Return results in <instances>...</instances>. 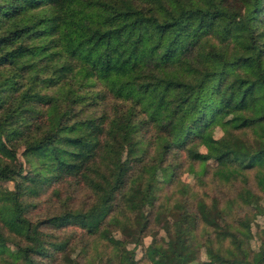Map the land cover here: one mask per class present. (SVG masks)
<instances>
[{
    "label": "trees",
    "instance_id": "1",
    "mask_svg": "<svg viewBox=\"0 0 264 264\" xmlns=\"http://www.w3.org/2000/svg\"><path fill=\"white\" fill-rule=\"evenodd\" d=\"M221 113L215 163L196 177L209 167L238 178L236 200L261 217L253 245L249 219L227 217L232 200L194 201L178 179L142 211L157 169L171 167V184L173 156H189ZM248 170L264 193V0H0V259L39 264L59 249L57 264H136L127 245L148 233L151 264H264V203ZM63 180L55 207L30 217L29 199ZM65 225L94 246L86 261L64 252L69 235L52 230ZM109 229L131 237L100 241Z\"/></svg>",
    "mask_w": 264,
    "mask_h": 264
},
{
    "label": "rangeland",
    "instance_id": "2",
    "mask_svg": "<svg viewBox=\"0 0 264 264\" xmlns=\"http://www.w3.org/2000/svg\"><path fill=\"white\" fill-rule=\"evenodd\" d=\"M230 122V114L229 113H221L219 114L216 119L211 123L209 126H207L200 137L197 139L189 142L187 144V147L190 151V155H186V152L183 150H179L176 152V157L173 156L172 159L175 161H172L173 163L177 164V168L175 171V177L173 178V181L171 184L165 183L168 178H170L171 175V167L167 165H161L157 171H156V183L152 186L150 191V196H148L142 205V211H147L152 203L153 198L154 204L157 202V200L162 197V195L165 193H169L172 189H175L176 187L173 185L176 179L180 180L181 182H186L188 184H191V189L193 190L192 198L195 201L199 196L203 197L206 201L210 200L211 195H215L218 198V201L220 204L224 203H231L230 200L233 202L231 203V207L228 211L227 217L228 218H235L236 216L244 215L249 219L250 224V230L252 233L251 237V244L253 245L255 243V232L258 228V224L261 222V217L259 214H257L254 211V208L251 205L242 204L238 200H236L235 196L238 192V190L241 187V182L236 178L235 180H228V181H222L219 179H216L212 177L209 174L211 166L214 165L215 159L213 155L216 151V139L222 134L223 128L229 124ZM116 145L123 150V144L120 140H116ZM17 155L19 159L21 158L19 154V150H17ZM170 158V155L168 156ZM206 163L207 166V172H205L201 179L197 178V174L199 171V168L201 166V163ZM179 164V165H178ZM253 170H248L247 175V185L255 192L260 195V202L264 203V193L261 192L254 184V180L252 177ZM64 180L61 182L52 183L49 186H47L42 192H40L38 195L30 198L29 200L34 201V205L30 207L29 209V216L32 218H38V216H43L53 208L55 207L52 195H50V190L53 188V186L60 187V196H64V194L69 189L68 187H65L63 185ZM3 184H5L8 187L12 186L11 181H5ZM63 185V186H62ZM71 194L74 196L72 203L74 205H80L81 200H85L88 198L89 194L88 192L82 188V190H71ZM181 193L174 192V196H179ZM48 195V196H47ZM172 196V195H171ZM170 196V197H171ZM50 197L49 199H46ZM13 216V212L8 214V221H11V218ZM45 230H49V228H45ZM54 234H64L69 235L68 245L64 248L65 253H69L68 256L73 257L74 255L77 256V253L84 254L85 261L89 258L90 255H93L94 252V246L93 245H87V248L83 249V246L80 245V236H81V229L73 227L72 225H65L60 228H56L52 230ZM113 234L120 238H125L127 240L130 239L131 235L124 230H116V229H109V231H104L100 235L98 234L99 240H103L104 236ZM92 237V236H89ZM150 240V234H145L141 237V241L137 244H133L132 242H129L127 246L133 248V256L136 260V264H151L150 261L144 257L142 250L145 244H147ZM100 246V245H99ZM98 248V246H96ZM83 249L84 252L81 250ZM17 249L10 243H7L5 246V253L8 257L11 258L16 253ZM62 250H54L50 253V256L44 257L42 260L39 261V264H57L59 261L60 256L62 255ZM199 258H204L203 252L200 250L199 252ZM83 261V262H85ZM61 263L66 264V258H62L60 260ZM0 264H15L12 261L6 262L2 259H0Z\"/></svg>",
    "mask_w": 264,
    "mask_h": 264
}]
</instances>
